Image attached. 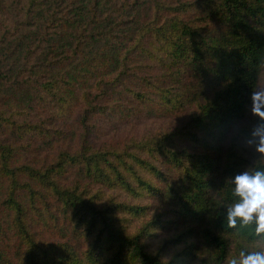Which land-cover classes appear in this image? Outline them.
Masks as SVG:
<instances>
[{
  "label": "trees",
  "instance_id": "obj_1",
  "mask_svg": "<svg viewBox=\"0 0 264 264\" xmlns=\"http://www.w3.org/2000/svg\"><path fill=\"white\" fill-rule=\"evenodd\" d=\"M22 1L1 8L18 3L15 27L46 33L40 43L21 37L0 62V264H189L204 243L201 264H228L264 250L255 222L227 221L240 199L235 175L264 171V158L239 146L252 126L235 131L264 73V0H152L142 21L133 12L142 0H118L114 27L92 12L104 0ZM81 26L90 40L66 43ZM103 40L112 44L85 57ZM155 111L181 121L120 141L93 137ZM73 116L80 130L62 124ZM46 142L41 160L35 148ZM165 228L179 234L168 247L185 245L170 258L147 243Z\"/></svg>",
  "mask_w": 264,
  "mask_h": 264
},
{
  "label": "rangeland",
  "instance_id": "obj_2",
  "mask_svg": "<svg viewBox=\"0 0 264 264\" xmlns=\"http://www.w3.org/2000/svg\"><path fill=\"white\" fill-rule=\"evenodd\" d=\"M24 2L25 0L22 1L21 3H24ZM52 2H55V0H52ZM118 2H119L118 0H109V1L104 0L102 4L100 5V7L93 10L92 12L93 13L95 12L96 14H100V18L106 17L107 16L106 14H108L111 19L110 25L114 27L117 20L119 19V16H117V13H113V12L120 11ZM17 4L18 3H15L11 6L7 5V7L1 8L3 7V4L0 2V62L2 59L6 57V54L14 48V46L16 45V41L17 40L19 41L21 37H27V42H31V41L37 42V36H38L39 41L37 43H40L41 41L40 38L42 39V36L46 33V30H43L38 34V32L40 31L39 28L17 29L15 27V22L17 19L21 18V15H22L20 12V7L16 6ZM64 5H65V2H61V4L59 5H53V7H55L56 10H60L58 13V16L64 15V12L62 11L64 9L63 7ZM92 12L90 13V16L86 18V21L92 18L93 16ZM133 12L137 14V17L140 21L149 18L151 13L153 12L152 0H142L141 2L137 1L135 6L133 7ZM69 16L75 18V16H73V12H71ZM103 25L104 23H102L100 26H103ZM69 31L71 35L67 37L68 42L66 43L70 45H73V40H74L73 35L76 36L79 33H82L84 35L82 26L79 28L77 27L72 28ZM95 31H97V28L95 29ZM55 38H57V35L55 36ZM58 38H59L58 41L61 42L60 44H64L62 38H60V36H58ZM83 38H85L86 40H90L89 32L85 33ZM111 44H112V41L110 40L94 42L90 44L89 47L85 48L86 49L85 57L91 56L95 52H98L102 48V46L103 48H108ZM144 62H148V61L144 59ZM152 63L160 64L158 61H152ZM5 66L7 67L12 66V60H10V63ZM1 67L2 65L0 64V68ZM261 87H264V73H263L261 83L258 88H261ZM3 90H4V87H3ZM1 95H2V92H0V96ZM3 96H4V92H3ZM4 101L5 99L0 97V105H4L3 104ZM155 112H156V115L149 114V118L143 122L137 121L135 119H127L124 121L117 122L116 124L108 123L107 127L96 129L93 137L97 144H102L104 142H111V140L120 141L128 137L130 138L133 136H140V135H146V134L148 135V134L155 133V132L174 130V128L181 121V119H176L175 117L174 118L166 117L158 113L157 111ZM244 119H245L244 122L238 123L237 127L235 128V131L240 127L243 128L247 126H253L254 117L251 115L250 110L248 112V115ZM63 123H66V127L70 126L73 129L79 128L80 130L79 123L75 116L64 120L62 124ZM235 131L232 134H234ZM69 134L73 135V131L69 132ZM231 139L232 138H230L229 141ZM247 139L248 138H245L244 140H242L239 146L241 147V151L249 158V160L253 161V158L257 155V153H255L253 148L247 146L246 144ZM50 147H51V144L46 142L44 144H41L39 147L35 148L36 149L35 151H39L42 154L41 160H44L45 158H47L44 155V150ZM52 154H50L49 156H52ZM149 200L143 201V204H147V203H150V201H152V200L150 201ZM142 219L143 218H139L137 221H135L132 229L126 230V232L127 233L134 232L135 229L137 228L136 226L138 227L140 226ZM178 235L179 234H178L177 229H174V228L170 230H167L166 228L164 230H155L153 231V234L150 236L147 243L150 245L151 249H154V250L165 249V251L167 250V253L165 256L166 258H170L174 254V252H176L177 250H182L185 246V245L184 246L183 245L173 246L172 244H169V247L167 246L168 244L167 241L171 240V238L176 237ZM196 239L200 241L199 238H196ZM204 244L203 245L201 244V246L198 248V251L195 253V255L192 256L188 260L189 264H201V261L208 255L207 253H205L206 246Z\"/></svg>",
  "mask_w": 264,
  "mask_h": 264
},
{
  "label": "clouds",
  "instance_id": "obj_3",
  "mask_svg": "<svg viewBox=\"0 0 264 264\" xmlns=\"http://www.w3.org/2000/svg\"><path fill=\"white\" fill-rule=\"evenodd\" d=\"M250 112L255 117L249 138L248 147L264 157V87L254 89L250 94ZM234 195L239 201L227 206L228 226L235 228L240 219L244 225L255 222V232L264 235V171L244 170L234 177ZM228 264H264V250L252 251L248 254L241 251L238 258H232Z\"/></svg>",
  "mask_w": 264,
  "mask_h": 264
}]
</instances>
